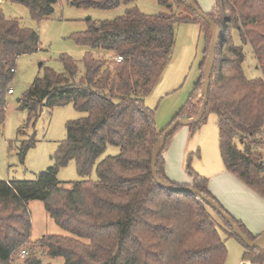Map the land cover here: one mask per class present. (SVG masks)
<instances>
[{
	"label": "trees",
	"instance_id": "16d2710c",
	"mask_svg": "<svg viewBox=\"0 0 264 264\" xmlns=\"http://www.w3.org/2000/svg\"><path fill=\"white\" fill-rule=\"evenodd\" d=\"M6 1L27 8L36 22L50 19L59 2ZM136 1L71 0L70 6L111 11ZM174 1L176 7L185 8L184 12L147 15L134 6L114 20L89 19L87 31L72 36L77 46L89 50L83 60L62 54L59 62L64 72L46 67L44 75L36 78L19 100L20 108L29 115L19 130L21 136L25 127L36 125L45 108L72 105L85 115L67 123V138L54 157L55 167L34 181L0 180V264H43L34 252L20 261L21 252L34 246L46 249L52 257L64 258L65 264H225L226 239L243 244L244 262L264 264V249L246 247L205 202L189 193H174L153 178V153L165 130L158 131L155 112L145 100L170 63L175 25L201 26L205 37L202 67L206 66L212 40L206 21L185 0ZM192 1L198 5V0ZM158 2L168 7L171 0ZM170 8L173 10V4ZM207 15L221 27V35L206 113L192 126H199L209 113L218 116L225 169L264 199V162L259 151L264 145V0H216ZM234 31L239 32L244 45L252 48L260 78L251 80L246 76V56L243 47L235 44ZM39 49L38 31L7 17L0 4V136L15 74L12 70L20 57ZM203 82L204 75L173 122L198 116ZM177 130L158 157V177L174 187L202 192L232 216L209 191V180L191 167L187 171L192 185L177 184L167 176L165 153ZM35 146L34 137L22 142V163ZM110 146L119 148L120 153L97 164ZM71 161L76 162L81 178L89 177L96 168L98 179H83L65 188L57 174ZM33 200L45 204L59 227L89 243L56 235L32 243L28 203ZM212 211L228 230L222 228ZM232 218L251 241L262 236L253 235L243 222Z\"/></svg>",
	"mask_w": 264,
	"mask_h": 264
},
{
	"label": "rangeland",
	"instance_id": "374dc122",
	"mask_svg": "<svg viewBox=\"0 0 264 264\" xmlns=\"http://www.w3.org/2000/svg\"><path fill=\"white\" fill-rule=\"evenodd\" d=\"M70 1L59 0L55 7V14L50 19L41 22L32 20L29 10L23 6L6 1L2 4L7 17L19 19L26 27L37 30L40 40V49L37 53L22 56L17 60L14 78L9 86L14 93L8 96L6 118L0 136V180L2 181H34L41 173L55 167L54 157L60 143L67 138V123L85 115L72 105L53 110L45 108L36 125L25 127V133L22 136L19 135L20 128L25 126L29 118L28 111L20 108L19 100L36 78L44 75L46 67H50L58 73L64 72V68L59 62V57L62 54H68L79 62L83 60L89 50L77 46L72 36L87 31L89 19L92 21L114 20L122 16L126 9L134 6L147 15L172 14L173 12L178 14L185 10L183 7H176L174 0H171L168 7L162 6L158 0H137L127 7L121 6L111 11L78 9L70 6ZM171 4L174 6L173 10L170 8ZM215 4L216 0H198V5L205 14H209ZM175 33V47L170 63L157 86L145 100L147 107L155 112L156 126L160 132L166 130L182 109L187 106L195 85L203 77L205 70V65L201 66L205 47V37L201 26L195 23H178L175 25ZM233 37L235 44L243 47L246 56L243 68L246 76L251 80L260 78L262 74L252 48L242 43L238 31L233 32ZM80 67L82 71L81 64ZM202 97L203 90L198 95V104ZM219 136L218 116L214 113L207 114L199 126L180 127L172 141L176 139L177 146L182 141H186L184 146L187 147V154L182 162L179 152L173 153L170 158L171 174L177 177L181 172L185 173V176H189L186 169L191 167L198 174L209 178L210 162L213 159L222 162ZM32 137L36 140V146L28 151L25 161L22 163L19 157L22 142L29 141ZM262 147L259 151L262 153L261 159L264 162ZM119 153V148L110 146L97 164L105 157L116 156ZM57 178L65 188H70L73 183L83 179L93 181L98 179L96 168L89 177L81 178L75 161L60 168ZM28 208L32 221L30 239L32 243L35 244L48 235L70 237L86 244L89 243V240L76 237L59 227L46 211L42 201H30ZM212 215L223 229L228 230L216 213L212 211ZM263 233L264 231L261 232V235ZM221 235L223 239H226L224 233ZM226 246L228 256L225 264H251L243 261L246 249L239 241L226 239ZM31 248H27L28 255L34 252L43 264H65L64 258L52 257L47 254L46 249L37 246ZM23 260L20 259V261Z\"/></svg>",
	"mask_w": 264,
	"mask_h": 264
},
{
	"label": "crops",
	"instance_id": "0c3cea01",
	"mask_svg": "<svg viewBox=\"0 0 264 264\" xmlns=\"http://www.w3.org/2000/svg\"><path fill=\"white\" fill-rule=\"evenodd\" d=\"M185 142L182 141L177 146V140L172 141L165 153V169L171 181L180 185H192L193 181L189 173V176H185V173L179 172V176L176 177L170 172V158L175 151L179 152L183 162L187 154V147L184 146ZM210 166L211 173L207 179L209 180L208 187L211 194L235 219L243 222L253 235H261V232L264 231V199L230 174L225 169L223 161L213 159Z\"/></svg>",
	"mask_w": 264,
	"mask_h": 264
},
{
	"label": "water",
	"instance_id": "95a60500",
	"mask_svg": "<svg viewBox=\"0 0 264 264\" xmlns=\"http://www.w3.org/2000/svg\"><path fill=\"white\" fill-rule=\"evenodd\" d=\"M187 4L193 9V11L203 18L206 23L210 26L211 32H212V40H211V45H210V51L209 55L206 61V66H205V71H204V82H203V104L201 106V110L198 114L197 117L193 119H187L186 117H182L175 122H173L163 133L160 142L158 146L156 147L154 153H153V160H152V174L153 178L155 179L156 182L162 184L163 186L169 188L172 190L174 193H189L191 195L196 196L200 200L206 203L212 210L217 212L222 218L228 223V225L231 227L233 230L234 234L243 242L246 247L250 249H256L264 248V233L262 236L256 240V241H251L242 231L241 229L235 224L232 216L227 214L218 204L215 200L209 198L208 196L204 195L202 192L193 189V188H177L166 182L165 180H162L158 177V171H157V160L158 157L162 151V149L165 146V143L167 139L180 127L183 126H191L194 125L198 122H200L207 109L208 105V95H209V89L211 85V79L213 75V70L215 67V62H216V57H217V49L218 45L220 42V35H221V27L218 26L211 18L205 14L200 7L195 4L192 0H185Z\"/></svg>",
	"mask_w": 264,
	"mask_h": 264
},
{
	"label": "built area",
	"instance_id": "2783aa9c",
	"mask_svg": "<svg viewBox=\"0 0 264 264\" xmlns=\"http://www.w3.org/2000/svg\"><path fill=\"white\" fill-rule=\"evenodd\" d=\"M4 1H6V0H0V4L2 5V4L4 3ZM117 61H118V62H121V59H117ZM12 72H15V70L13 69ZM9 93L12 94V93H13V90L11 89V90L9 91ZM261 147H262V146H261ZM261 149H262V151H264V145H263V147H262ZM27 256H28V252L25 251V250L22 251L21 254H20V258H21V259H25Z\"/></svg>",
	"mask_w": 264,
	"mask_h": 264
}]
</instances>
